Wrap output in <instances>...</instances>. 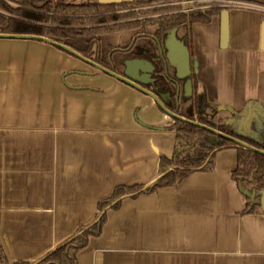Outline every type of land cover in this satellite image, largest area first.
<instances>
[{
	"label": "crops",
	"instance_id": "crops-1",
	"mask_svg": "<svg viewBox=\"0 0 264 264\" xmlns=\"http://www.w3.org/2000/svg\"><path fill=\"white\" fill-rule=\"evenodd\" d=\"M226 9L225 44L221 11L192 23L191 92L237 112L255 103L264 117V14ZM72 54L28 35L0 36V236L11 261L38 260L89 224L115 186L150 183L159 158L176 151L151 96ZM251 129L264 137L260 115ZM236 167V149L223 148L212 171L124 199L78 264H264V214L242 213L249 197L232 177Z\"/></svg>",
	"mask_w": 264,
	"mask_h": 264
},
{
	"label": "trees",
	"instance_id": "trees-1",
	"mask_svg": "<svg viewBox=\"0 0 264 264\" xmlns=\"http://www.w3.org/2000/svg\"><path fill=\"white\" fill-rule=\"evenodd\" d=\"M10 1L14 2L16 6L11 5ZM172 1L174 0H137L100 4L98 0H0V33L40 36L82 52L70 45L68 40L75 39L78 36L100 34L107 30H121L150 25V21L153 19L150 14L171 11V6L168 8V6L162 7L160 5L170 4ZM151 5H154L150 8L151 11H148L150 10L148 9L139 13L127 12L124 15H109L105 18L99 15L103 10ZM159 6L160 8H158ZM223 9L225 8L212 7L189 15L182 13L164 14L163 17L155 21V24H159L158 31L160 35L166 28L175 27V25L183 22H187L188 25L196 22L206 23L214 14H218ZM138 17L143 19L136 20ZM118 20L121 23L118 24ZM89 24H97V26L93 29L82 27ZM99 26L100 28H98ZM143 47L146 53L152 54L146 56V60H153L154 47L146 45H143ZM87 49V52H82L83 55L87 54L85 56L89 57L94 52L96 55L92 59L103 65V67L119 73L115 67L106 66L107 63L101 61L100 55L96 52L100 49L98 43H92L91 50ZM194 79H192V82L195 84ZM148 87L150 91L158 94V96L162 95L165 99V105L173 112L190 121L198 122L197 124L187 122L165 114L173 121V124H176V128H172L175 133L176 151L171 158L164 156L159 158V176L150 183L115 186L107 199L99 201L97 214L89 224L78 228L65 242L36 261H11L0 236V264H78V251L87 245L92 236L101 233L108 211L119 209L124 199H134L142 194L155 192L162 187H178L188 175L195 171H212L215 166V153L228 147L235 148L237 152V167L232 173L233 179L237 182L239 188L257 194L253 201L247 198L242 213L263 214L259 200L260 192L264 189V137H261L260 134L256 137L243 136L234 131L230 122L234 119L239 120L243 115L242 111L237 112L227 106L211 104L207 101L204 92L199 94L193 92L191 110L189 113L186 112L188 114L185 113L186 116H184L175 106L171 108V101L165 95L170 90L166 80L156 78L154 83L148 84ZM161 111L164 110L161 108ZM262 122H264V119ZM230 137L238 138L241 142L250 146Z\"/></svg>",
	"mask_w": 264,
	"mask_h": 264
},
{
	"label": "flooded vegetation",
	"instance_id": "flooded-vegetation-1",
	"mask_svg": "<svg viewBox=\"0 0 264 264\" xmlns=\"http://www.w3.org/2000/svg\"><path fill=\"white\" fill-rule=\"evenodd\" d=\"M153 6L154 5L146 7L144 9V11L150 9ZM160 6H162V7L168 6V8L171 6V11L165 12V13L150 14V17L153 18L150 21V25H147L144 27H138V28L121 29V30H111V31L107 30V31L102 32L100 34L88 35V36H82V37L78 36L75 39H69L68 43L70 45L72 44L77 50H81L82 52H87L88 51L87 48H89L91 50V44L92 43H95V44L98 43L100 49L97 50L96 52L100 56H101L102 43L107 44L111 48L114 47L115 45H117L118 43L122 44L119 48L116 47V48H118L117 50L113 51L111 48L108 49V52L106 54L107 56H106L105 60L101 59V61L103 63H107L106 66L111 65L112 67H115V69L120 74L127 73L130 76H143L145 80H149V79L155 80L156 78H158V79L162 78V80H166L168 82H171L172 88H173V90H175V92H173V95L171 96L170 100L172 103L170 102L171 103L170 106L171 107L175 106L177 109H179L180 112L186 113L187 111L184 112V111L180 110V108H181L180 104H182L183 108H189L188 100L192 99V94L187 95V92L184 89L183 93H181L179 91V96H178V98L176 97V95H177L176 90L178 89V87L173 82H175V80L178 81L179 79L177 77L181 76V74H185L186 70L183 69V64L180 63V65H179V63H177L176 59L172 55V50L175 46H178V44L176 42H182L183 44H185L188 47L189 52H191L189 42L191 40L190 34H191L192 24L188 25L187 22H183V23H180L179 25L178 24L175 25V27L166 28L165 31L159 35V31H158V25L159 24H157V23L155 24V21L158 18L163 17L162 15H164V14L182 13L185 15H189L190 13H197V12H201L202 10L184 12L179 7L178 0H174V1L170 2V4H162ZM160 6L158 8H160ZM141 8L142 7L139 6V7L125 8V9H117L116 8L117 10H103V12L100 13L99 15H100V17L105 18L109 15L110 16H114V15H118V14L124 15V13H127V12L139 13L140 11H142V10H140ZM168 8H166V9H168ZM166 9H163V10H166ZM151 10L152 9H150L148 11H151ZM139 17L136 20L143 19V18H139ZM145 17H149V16H145ZM118 21H119V22H117L118 24L121 23L120 20H118ZM103 25L107 26L106 24H103ZM95 26H97V24L96 25L95 24H89V25H84L82 27H86L88 29H93V28H95ZM72 27L77 28L76 26H72ZM98 28H100V26ZM174 29H176V30L174 32V36H173L174 41H173L171 38V35H172L171 32ZM189 30H190V32H189ZM115 38H116V41L112 42ZM79 40H83L82 42L85 45L84 48H78V46L76 47V45L73 44L74 41L79 42ZM143 45H146L149 47H152V46L154 47L155 52H154L153 60H151V61L146 60V56H151L152 54L146 53V50L143 47ZM159 45L162 47V50H163L165 56L166 57H167V55L169 56L171 62H170L168 57H167V59L169 60L170 63H168L166 57H164L165 61L167 62V64H165V62L163 60V54L162 55L159 54V50H158ZM85 49H87V50H85ZM83 50H85V51H83ZM82 52H78V53H80L83 57L87 58V60H91L95 63H98L94 59H92V58H94L93 53L90 54L91 56L88 57V56H85L87 54L83 55ZM179 52L181 53L180 48H179ZM83 62H85L87 64L89 63V62H86L84 60H83ZM139 62H150L151 65L153 66V68L152 69L148 68V70H149L148 72L146 71V68L145 69L136 68ZM128 64H130V66ZM176 64L179 67H177ZM88 65L91 66L90 64H88ZM137 70H139L140 74L138 73ZM190 72H191L190 78L192 80L195 78V71H194V66H193V62L191 60V57H190ZM148 84H150V82H147L143 86L145 88L149 89ZM190 105H191V101H190Z\"/></svg>",
	"mask_w": 264,
	"mask_h": 264
},
{
	"label": "water",
	"instance_id": "water-1",
	"mask_svg": "<svg viewBox=\"0 0 264 264\" xmlns=\"http://www.w3.org/2000/svg\"><path fill=\"white\" fill-rule=\"evenodd\" d=\"M131 1H137V0H98V2L100 4H109V3H124V2H131ZM228 17H229V12L227 9H223L221 11V43L225 44L226 41H227V36H228ZM176 29H174L171 33V38L172 40L174 41V32H175ZM0 36H19L21 37V35H15V34H6V33H0ZM31 37H35V38H39V39H43V40H46V41H51L47 38H44V37H37V36H31ZM53 42V41H51ZM53 43H56V42H53ZM178 44V46H175L172 50V55L173 57L176 59L177 63H180L183 64V69L186 70V73L185 74H181V76H178L177 78L179 79L178 81L175 80V83L178 87V89L176 90V97L178 98L179 96V91H181L182 89L186 90V92H188L187 95H191V91H192V80L190 78V52H189V49L188 47L183 44L182 42H176ZM58 44L59 46L63 47L64 49L72 52L74 55H76L78 58H80L81 60H84L86 62H89L88 64L98 68L99 70H102L103 72L133 86L134 88L148 94L149 96H151L159 105L160 107L164 110L165 114L171 116L172 118H175V119H179V120H183V121H187V122H192V123H198V122H193V121H190L189 119H186L184 118L183 116L179 115V114H176L175 112H173L171 109H169L164 101V97L161 95V96H158V94L150 91L149 89L145 88L143 85L146 84L147 82H150V83H154L155 80L153 79H149V80H145L143 76H130L128 75L127 73H124V74H120V73H117V72H114L112 70H109L105 67H103L102 65L98 64V63H95L91 60H87V58L83 57L80 53H78L77 51H75L74 49L70 48V47H67L65 45H62V44H59V43H56ZM179 48L181 49V57H179ZM159 54L162 55L163 54V60L165 62V64L170 63L171 60L169 58V56L167 55V57L169 58V60L167 59V57L165 56L163 50H162V47L159 45ZM175 54H178V57H179V60L177 59V57L175 56ZM167 59V62L165 61V58ZM145 64V65H144ZM127 65V64H126ZM130 66V64H128ZM148 66V67H147ZM177 67H179L177 64H176ZM136 68H141V69H145L146 68V71L148 72V68L149 69H152L153 66L151 65L150 62H139L137 67ZM182 80L184 83L182 85L181 81ZM168 82V81H167ZM170 84L171 82H168V86L170 88L169 91H167L165 93V95L167 96V98L170 100L171 99V96L173 95V92L171 91V87H170ZM170 102V101H169ZM242 117L239 119V123L241 125V129L242 131L241 132H237L238 135H243V136H253V137H256L259 135V133H257L255 130L251 129V121L253 119V117H256L258 118V116L260 115V118H261V121L264 119L263 116V113L260 109V106L256 105L255 103H248V105L246 106V108H244V110L242 111ZM231 139L235 140V141H238V142H241L239 139H236L235 137H230ZM242 144H245L247 146H250L249 144H246V143H243L241 142ZM241 191L246 195L248 196L252 201L255 200L257 194H255L254 192H250L248 191L247 189H244V188H241ZM260 206H261V210L264 214V189L260 192Z\"/></svg>",
	"mask_w": 264,
	"mask_h": 264
},
{
	"label": "built area",
	"instance_id": "built-area-1",
	"mask_svg": "<svg viewBox=\"0 0 264 264\" xmlns=\"http://www.w3.org/2000/svg\"><path fill=\"white\" fill-rule=\"evenodd\" d=\"M178 4L184 12L206 10L212 7H221L226 9L229 7L244 6L256 8L264 14V6L257 4L252 5L244 0H178ZM141 7L142 8L140 10H144L148 6Z\"/></svg>",
	"mask_w": 264,
	"mask_h": 264
},
{
	"label": "rangeland",
	"instance_id": "rangeland-1",
	"mask_svg": "<svg viewBox=\"0 0 264 264\" xmlns=\"http://www.w3.org/2000/svg\"><path fill=\"white\" fill-rule=\"evenodd\" d=\"M10 4L13 5V6H16L14 2H11V1H10ZM115 41H116V38H115L112 42H115ZM121 45H122V44H119V43H118L117 45H115L114 47L111 48L110 46H108V45L106 44L105 47H104V49L107 51L108 49L111 48V49L114 51V50H117ZM116 47H118V48H116ZM93 54H94V56L96 55L94 52H93ZM91 66H92V65H91ZM181 83L183 84L184 82L182 81ZM170 87H171V84H170ZM171 91H172V92H175V90H173L172 87H171ZM180 92L183 93V89H182ZM192 93H193V92H191V94H192ZM170 101H171V100H170ZM190 101H191V100H188L189 108H183L182 111H184V112L187 111L188 113L190 112V110H191ZM171 103H172V102H171ZM180 113H183V112H180ZM188 113H186V114H188ZM183 115L186 116L185 113H183ZM167 127H168L169 129H171V130H173L174 128H176V124H175V123L173 124L172 120H171L169 117H167ZM172 128H173V129H172Z\"/></svg>",
	"mask_w": 264,
	"mask_h": 264
}]
</instances>
